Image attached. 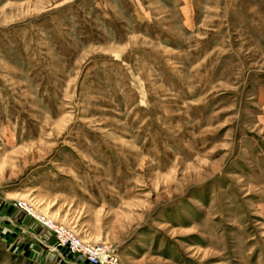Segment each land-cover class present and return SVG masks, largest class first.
Segmentation results:
<instances>
[{
  "label": "rangeland",
  "instance_id": "1",
  "mask_svg": "<svg viewBox=\"0 0 264 264\" xmlns=\"http://www.w3.org/2000/svg\"><path fill=\"white\" fill-rule=\"evenodd\" d=\"M20 201L120 264H264V0H0Z\"/></svg>",
  "mask_w": 264,
  "mask_h": 264
},
{
  "label": "crops",
  "instance_id": "2",
  "mask_svg": "<svg viewBox=\"0 0 264 264\" xmlns=\"http://www.w3.org/2000/svg\"><path fill=\"white\" fill-rule=\"evenodd\" d=\"M0 237L14 252L27 255L40 264H89L83 256L54 250L56 240L28 215L13 207L0 205Z\"/></svg>",
  "mask_w": 264,
  "mask_h": 264
},
{
  "label": "built area",
  "instance_id": "3",
  "mask_svg": "<svg viewBox=\"0 0 264 264\" xmlns=\"http://www.w3.org/2000/svg\"><path fill=\"white\" fill-rule=\"evenodd\" d=\"M19 208L56 240L54 250L63 248L70 255L83 256L89 264H120V257L112 245L86 241L73 229L37 212L24 201L19 202Z\"/></svg>",
  "mask_w": 264,
  "mask_h": 264
}]
</instances>
